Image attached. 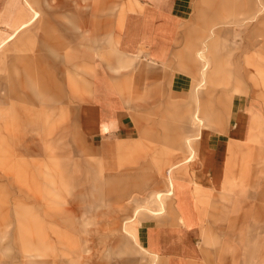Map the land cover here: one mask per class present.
<instances>
[{
    "label": "rangeland",
    "instance_id": "rangeland-1",
    "mask_svg": "<svg viewBox=\"0 0 264 264\" xmlns=\"http://www.w3.org/2000/svg\"><path fill=\"white\" fill-rule=\"evenodd\" d=\"M23 2L13 10L24 13L25 28L0 49V264H164L140 245L137 230L147 220L181 221L182 213L188 229L197 224L186 182L198 179L200 143L224 131L238 94L254 111L229 145L235 159L223 183L231 191L212 208L202 246L207 264H264V0H193L179 58V70L193 77L190 92L169 100L145 84L129 87L137 133L93 148L80 133L78 107L91 95L94 67L114 53L122 0H29L40 13L33 22ZM42 83L57 98L50 105L56 127L43 137L31 92ZM15 87L27 95L9 111ZM195 112L206 126L195 125ZM182 132L192 153L176 149ZM216 168L213 184L222 173ZM244 182L249 223L234 225L230 216L239 211L230 196L242 195ZM42 192L43 203H35Z\"/></svg>",
    "mask_w": 264,
    "mask_h": 264
},
{
    "label": "crops",
    "instance_id": "crops-1",
    "mask_svg": "<svg viewBox=\"0 0 264 264\" xmlns=\"http://www.w3.org/2000/svg\"><path fill=\"white\" fill-rule=\"evenodd\" d=\"M23 4L25 10L33 14L29 22L34 21V13L37 20L40 13L35 9L33 13V6L29 0H24ZM192 4L193 0H122L123 11L120 29L115 39L114 53L112 57L106 58V62H98L94 67L91 95L78 107L80 133L87 145L93 148L113 138L125 140L137 133V123L131 114V111L137 107L129 104L131 102L129 87H141L145 84L153 92L154 90L163 91L169 100L177 99L190 92L193 77L179 70V58L182 50L180 46L182 23L190 17ZM13 5L15 0H6L1 7L4 17L0 22V49L25 28L24 13H21V10L14 11ZM200 58L203 57L200 56ZM206 67L207 63L203 68ZM194 87L197 86L194 85ZM51 89V85L42 83L31 90L40 108L38 116H41L42 121V137L48 135L51 125L56 127L51 118L50 105L57 98ZM14 92L17 101L11 105L9 111L17 107L18 99H23V94L27 95L24 91L19 93L16 87ZM23 101H26V98ZM229 103L231 104L228 108L229 117L228 121H225L226 124L224 123V131L205 134L200 143L203 160L196 167L198 179H189L186 182L189 186L185 195L196 212L197 224L188 229L185 225L186 218L182 213V222L176 219L158 222L147 220L137 230L140 245L156 253L164 264H207L205 248L202 246L203 235L207 231L208 224L212 223L209 220L210 215L211 217L217 215L212 208H215L214 205L218 204L225 191H231L230 188L224 189L223 183L226 173L225 165L229 160L235 159L228 148L232 142H238L234 137L236 129L237 133L245 129L244 116H250L254 111V103L245 94L235 95L229 99ZM32 104L36 105V102ZM2 113L7 111L3 108ZM193 120L199 127L202 124L206 126L199 112H195ZM199 135L200 132L197 137H200ZM177 137L181 139L176 142V149L180 153L185 151L192 153L195 148L192 138L183 132L178 133ZM4 149L5 147H1V154L6 153L2 151ZM45 152L44 149L43 153ZM174 165H170L166 173L169 188L172 184L170 179ZM217 165L222 167V173L218 183L213 184ZM235 173L236 171L232 175ZM242 186L238 190L240 193L243 192L242 195L237 196L234 193L230 196L233 199L230 209H234L235 213L239 211L238 215L230 216V222L234 225L249 223L248 199L245 192L247 183L244 182ZM168 192L172 194L171 190ZM154 194L156 200H161L162 193ZM38 198L39 195H36L35 203L37 204H39ZM40 203H43V192ZM42 215L44 217L43 211ZM41 237L42 245H44L45 238L43 235ZM29 241V245L35 244L31 243L34 242L31 237ZM32 248L27 250L30 251ZM30 261V263L38 262Z\"/></svg>",
    "mask_w": 264,
    "mask_h": 264
},
{
    "label": "bare ground",
    "instance_id": "bare-ground-1",
    "mask_svg": "<svg viewBox=\"0 0 264 264\" xmlns=\"http://www.w3.org/2000/svg\"><path fill=\"white\" fill-rule=\"evenodd\" d=\"M33 13H34V8H33ZM34 21H35V13H34ZM36 105H37V101H36ZM38 116V114H37ZM39 203H40V200H39ZM41 244H42V237H41Z\"/></svg>",
    "mask_w": 264,
    "mask_h": 264
}]
</instances>
